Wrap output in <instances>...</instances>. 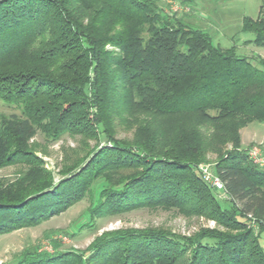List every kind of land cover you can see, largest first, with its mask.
<instances>
[{"label": "trees", "instance_id": "16d2710c", "mask_svg": "<svg viewBox=\"0 0 264 264\" xmlns=\"http://www.w3.org/2000/svg\"><path fill=\"white\" fill-rule=\"evenodd\" d=\"M172 1L190 10L205 0ZM157 2L0 0V103L19 111L0 116V169L25 167L13 182H0V235L38 225L86 195L90 222L175 208L223 231L192 238L114 232L85 252L28 251L14 264H264V170L251 163L239 136L250 123L264 124V60L213 46ZM241 31L264 50V17L243 18ZM123 116L136 123L192 116L190 123L214 125L231 138L233 149L211 170L229 207L221 208L218 190L197 169L194 138H170L161 149L143 125L132 144L116 140L113 123ZM37 132L94 146L55 179L32 150Z\"/></svg>", "mask_w": 264, "mask_h": 264}, {"label": "rangeland", "instance_id": "374dc122", "mask_svg": "<svg viewBox=\"0 0 264 264\" xmlns=\"http://www.w3.org/2000/svg\"><path fill=\"white\" fill-rule=\"evenodd\" d=\"M157 4L165 13L177 11L180 19H184L192 28L206 33L213 46L223 50L233 49L236 56L246 58L252 63L253 59L264 60V50L251 43L253 34L241 31L243 18L255 20L264 17V0H205L195 4L190 10L181 8L172 0H158ZM18 114V109L0 103V116ZM124 117L113 123V133L116 140L129 144L139 138L142 132H139V126L143 125L150 129V134L155 133L153 138L158 139L156 142L161 149L170 144V138L175 143L194 138L200 149V156L195 163L199 172L207 169L212 174L215 162L233 149L231 138L223 137V132L214 128V125L190 123L189 120L194 118L192 116L157 119L149 123H136L132 119L121 121ZM240 131L243 134V145L240 137L241 148L249 150L256 147L264 155V124L250 123L239 130V136ZM247 138H252L253 141L245 146ZM30 144L42 160V167L50 171L55 179L64 167L77 164L94 146L93 141L77 136H64L58 141H50L40 132L32 137ZM24 169L23 166L0 169V182H13L25 172ZM215 195L222 209L229 207V203L220 198L223 196L222 191L218 190ZM89 207L90 198L86 195L65 211L41 221L38 225L1 234L0 264H14L28 251L53 253L54 247L62 252H85L97 238L114 232L161 230L174 236L192 238L206 230L223 231L212 220L175 208H138L116 215L95 216L90 222L87 215Z\"/></svg>", "mask_w": 264, "mask_h": 264}, {"label": "built area", "instance_id": "2783aa9c", "mask_svg": "<svg viewBox=\"0 0 264 264\" xmlns=\"http://www.w3.org/2000/svg\"><path fill=\"white\" fill-rule=\"evenodd\" d=\"M247 155L254 166L264 170V155L259 148H250L249 150H247ZM200 172L203 177V180L207 184H209L216 190L223 189V185L221 184V182L207 169H201Z\"/></svg>", "mask_w": 264, "mask_h": 264}, {"label": "crops", "instance_id": "0c3cea01", "mask_svg": "<svg viewBox=\"0 0 264 264\" xmlns=\"http://www.w3.org/2000/svg\"><path fill=\"white\" fill-rule=\"evenodd\" d=\"M240 137H241V145H243V142H242V137H243L242 131H240ZM251 141H253L252 138H247L246 141H245V146L251 144L250 143Z\"/></svg>", "mask_w": 264, "mask_h": 264}]
</instances>
